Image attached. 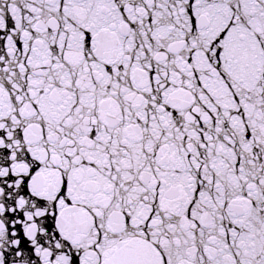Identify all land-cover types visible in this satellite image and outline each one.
Wrapping results in <instances>:
<instances>
[{
	"label": "snow or ice",
	"instance_id": "1",
	"mask_svg": "<svg viewBox=\"0 0 264 264\" xmlns=\"http://www.w3.org/2000/svg\"><path fill=\"white\" fill-rule=\"evenodd\" d=\"M0 264H264V0H0Z\"/></svg>",
	"mask_w": 264,
	"mask_h": 264
}]
</instances>
